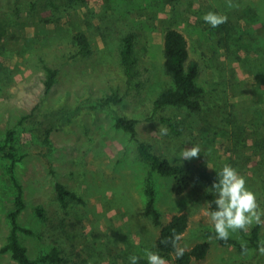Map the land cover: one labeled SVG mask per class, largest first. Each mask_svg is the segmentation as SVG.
<instances>
[{
  "label": "rangeland",
  "instance_id": "1",
  "mask_svg": "<svg viewBox=\"0 0 264 264\" xmlns=\"http://www.w3.org/2000/svg\"><path fill=\"white\" fill-rule=\"evenodd\" d=\"M55 1L58 7L36 0L33 8L31 0H0V144L13 133L10 144L21 158L15 174L25 202L18 220L32 231L21 232L20 239L30 258L57 248L62 262L40 264H130L131 255L147 264L145 249L156 252L160 228L144 215L150 166L130 134L115 127L122 115L138 121L140 138L154 151L188 168L183 193L174 190V177L157 173L153 188L164 224L175 215H189L180 247L210 242L207 257L192 264H264L258 246H251L256 224L230 231L229 237L247 243L245 253L208 236L214 226L205 215L210 211L205 194L218 182L223 165L236 159L241 166L240 157L253 154L251 143L241 141L253 130L251 118L264 120V85L253 69L264 66V0H233L239 7L232 9L227 0ZM208 11L227 15L230 36L222 25L213 28L203 20ZM167 27L186 36L191 59L200 64L198 84L205 96L199 113L175 107L153 113L154 99L173 85L164 68ZM79 32L88 35L92 53L73 58ZM130 32L137 35L139 88L126 83L120 66L122 40ZM45 65L59 70L48 95ZM115 93L122 102L104 105ZM162 116L180 122L181 134H174ZM161 126L167 135L160 134ZM193 145L200 146L199 156L182 160V149ZM245 163L236 169L264 209V175L252 174L253 163ZM10 164L0 158V264H18L10 253H1L19 193ZM58 183L83 202L71 201L64 208Z\"/></svg>",
  "mask_w": 264,
  "mask_h": 264
},
{
  "label": "trees",
  "instance_id": "2",
  "mask_svg": "<svg viewBox=\"0 0 264 264\" xmlns=\"http://www.w3.org/2000/svg\"><path fill=\"white\" fill-rule=\"evenodd\" d=\"M49 3L58 7L55 0H48ZM70 3H79L85 0H66ZM31 7L35 8L36 0H31L29 3ZM230 21L222 24V28L227 30V35L230 36L229 26ZM73 42L77 45V50L72 54L73 58H84L92 53L91 41L88 35L84 32H79L73 38ZM137 35L135 32L128 33L122 40L120 48V66L123 69V75L126 83L133 88H139L141 82L138 79L137 66L139 64V57L136 51ZM247 47V46H246ZM263 54V52H262ZM261 54V58L263 57ZM264 55V54H263ZM164 68L168 76H170L173 85L163 89L153 101L154 115L165 111L168 107L185 108L193 113H199L204 109V88L198 84V78L201 73V67L197 60L191 59L190 47L186 36L179 30L172 27H167L164 35ZM242 61V59H240ZM260 64V63H259ZM258 68L253 69L259 73L258 81L260 85H264V66L260 64ZM46 79L45 93L48 95L55 83L58 80L59 70L53 66L45 65ZM257 95L262 90L257 87ZM123 97L118 94L107 96L103 100L104 105L118 104L122 102ZM260 101V100H259ZM255 105L257 102L254 103ZM252 132L247 133L248 137L241 139L246 145L251 143L252 156L243 154L240 158L244 161L241 166L236 164V159L231 164L234 168L242 170L247 163V160L253 165L249 166L250 172L258 176L264 175V120L259 121L257 117H252ZM161 121L166 123L171 131L176 134H181V123L172 117L162 116ZM138 121L136 119H129L122 115H118L115 121V127L129 133L131 138L138 144V153L141 159L150 166V172L146 179V205L144 215L150 217L154 224L160 228V235L156 242V252H158L166 261L173 264H192L194 260H203L207 257L211 244L205 240L196 244L191 249L184 250L181 257H177L176 250L173 248L171 240L174 233L182 235L189 227V215L178 214L164 224L162 221V214L156 206V195L153 188V177L157 173L162 176L174 177L177 182L174 185V190L181 194L187 189L188 185V168L180 163H174L169 158L154 151L153 146L140 138L139 130L137 129ZM13 133L9 132L6 143L0 144V158L10 160L11 164L8 168L10 177L18 188L19 193L16 197V209L10 213L11 231L8 235L7 242L1 248V253H10L18 264H40V263H58L63 261L60 251L57 248L52 249L49 253L39 255L36 258H30L27 248L21 243L20 233L25 232L31 234L30 229L24 228L19 223V215L25 209V202L23 199V191L17 181L15 174V166L21 161V158L15 151V147L10 144L13 141ZM47 138H45L46 140ZM239 159V158H238ZM239 166V167H238ZM246 166V167H247ZM58 199L61 205L66 208L71 201L83 202V199L75 192L68 190L65 185L57 184ZM213 191H208L205 194V199L209 204L210 211L215 210V199L218 198ZM38 213L44 218L43 210L38 209ZM261 225H255L252 229L251 246H258L260 240ZM208 236H215V231L209 230L206 233ZM223 245L236 246L240 250L241 243L236 239L229 237L227 241L217 239ZM167 241V242H165ZM181 241V240H180ZM179 241V244H180ZM249 246H247L248 248Z\"/></svg>",
  "mask_w": 264,
  "mask_h": 264
},
{
  "label": "clouds",
  "instance_id": "3",
  "mask_svg": "<svg viewBox=\"0 0 264 264\" xmlns=\"http://www.w3.org/2000/svg\"><path fill=\"white\" fill-rule=\"evenodd\" d=\"M229 9L238 8L239 4L233 3V0H227ZM203 20L213 28L218 27L227 22L228 17L223 13L208 11ZM160 134L167 135V127L159 128ZM201 153L199 145H193L191 148H184L180 153L182 160H190L197 158ZM218 182H214L209 191L214 190L218 198L215 199V210L206 211L205 215L210 218L216 238L227 241L229 234L236 231H247L249 226L264 225V209L260 208L256 194L247 187L246 179L238 170L231 165L224 164L219 173H217ZM181 236L173 235L171 243L176 250L177 257L184 254V248L179 246ZM167 242V241H165ZM242 251H248L247 243L241 242ZM258 251L264 255V242L258 245ZM144 255L147 264H167V261L158 253L145 249ZM139 257L131 255L129 257L130 264H138Z\"/></svg>",
  "mask_w": 264,
  "mask_h": 264
}]
</instances>
